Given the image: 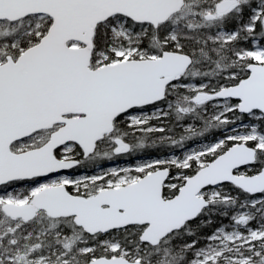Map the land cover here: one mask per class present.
<instances>
[{"label":"snow or ice","instance_id":"1","mask_svg":"<svg viewBox=\"0 0 264 264\" xmlns=\"http://www.w3.org/2000/svg\"><path fill=\"white\" fill-rule=\"evenodd\" d=\"M0 264H264V0H0Z\"/></svg>","mask_w":264,"mask_h":264}]
</instances>
